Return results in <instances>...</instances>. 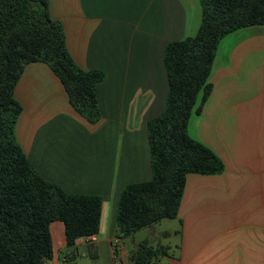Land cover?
<instances>
[{
  "label": "crops",
  "instance_id": "1",
  "mask_svg": "<svg viewBox=\"0 0 264 264\" xmlns=\"http://www.w3.org/2000/svg\"><path fill=\"white\" fill-rule=\"evenodd\" d=\"M202 0H50V14L64 29L67 50L84 71H103L96 86L101 119L88 123L72 107L51 68L29 63L15 87L22 106L15 134L29 162L68 194L103 199L99 234L109 245L124 189L152 178L147 124L161 115L169 83L166 46L194 36ZM212 92L189 135L224 163L217 175L188 174L179 208L177 241L154 226L147 239L122 240L121 264H134L138 244L165 246L158 264H264V26L239 29L219 43L209 76ZM143 229V230H145ZM54 258L69 250L65 226H50ZM142 231V230H140ZM139 232V231H138ZM152 241V242H151ZM88 245L85 238L76 242ZM65 253H62V251ZM93 258V257H92Z\"/></svg>",
  "mask_w": 264,
  "mask_h": 264
},
{
  "label": "trees",
  "instance_id": "2",
  "mask_svg": "<svg viewBox=\"0 0 264 264\" xmlns=\"http://www.w3.org/2000/svg\"><path fill=\"white\" fill-rule=\"evenodd\" d=\"M197 33L170 42L164 53L169 92L164 112L147 124L152 178L121 194L115 238L128 239L164 219H175L188 174L217 175L225 165L193 139L188 124L212 92L209 76L221 40L242 28L264 26V0H202ZM47 64L61 81L74 110L88 123L101 119L96 86L103 71H84L70 56L62 24L51 17L50 0H0V264H47L54 258L50 226H65L69 255L77 264V240L98 235L103 199L68 194L45 180L17 141L22 106L15 87L29 63ZM91 257L96 243H89ZM165 246L138 244L134 264H158Z\"/></svg>",
  "mask_w": 264,
  "mask_h": 264
},
{
  "label": "rangeland",
  "instance_id": "3",
  "mask_svg": "<svg viewBox=\"0 0 264 264\" xmlns=\"http://www.w3.org/2000/svg\"><path fill=\"white\" fill-rule=\"evenodd\" d=\"M155 229L159 230L161 233L164 231H168L170 233V237H161L158 239L159 243L163 245L172 244L177 241V236L174 234L175 231L179 229V224L176 219H164L161 223L154 226ZM104 233L100 234V253L97 258H92L90 256V252L88 249V245H80L78 247L77 255V264H112V261L109 256V245L106 241H104ZM137 239L144 240L147 239V231L142 230L136 233ZM152 242V241H151ZM125 244L129 247H133L132 238L125 239ZM66 250L62 251L65 253ZM168 255H171V251L167 250Z\"/></svg>",
  "mask_w": 264,
  "mask_h": 264
},
{
  "label": "built area",
  "instance_id": "4",
  "mask_svg": "<svg viewBox=\"0 0 264 264\" xmlns=\"http://www.w3.org/2000/svg\"><path fill=\"white\" fill-rule=\"evenodd\" d=\"M85 238V242L86 243H96L97 242V237L96 235L94 236H88V237H84ZM111 247H112V251H113V255L115 258V263L116 264H121V260H120V253L123 247V243L122 240H120L119 238H114L111 242ZM47 264H51L50 262H48Z\"/></svg>",
  "mask_w": 264,
  "mask_h": 264
}]
</instances>
